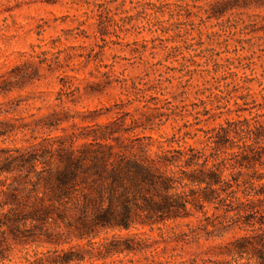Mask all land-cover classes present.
<instances>
[{"label":"rangeland","instance_id":"rangeland-1","mask_svg":"<svg viewBox=\"0 0 264 264\" xmlns=\"http://www.w3.org/2000/svg\"><path fill=\"white\" fill-rule=\"evenodd\" d=\"M94 1L0 0V121L8 122L0 125L4 135L0 137V184L28 183L29 189L35 186L38 197L49 204L65 159L84 167L75 178L71 198L52 214L45 234L29 231L30 223L20 241L6 233L1 248L7 260L0 264H27L36 254L88 245L87 240H79L87 199L107 208L116 195L109 188L110 179L100 181L95 176V166L103 158L111 170L123 159L164 153L175 157L178 152L195 150L200 164L209 159L211 167L215 159L217 169H224L243 159L242 144L235 139L218 149L209 139L211 130L226 121L244 119L251 120L261 133L249 151L255 158L243 174H235L233 179L230 171L225 173L229 189L211 196L214 204L203 211L190 206L194 215L190 219L123 232L122 236L146 234L143 252L106 264H150L153 254L172 264H264V0L229 3L217 10L219 19L202 21L201 14L197 18L187 15L185 22L176 26L165 22L170 19L168 7L155 15L150 5L173 4L175 0H117L110 5L112 9L125 1L121 9L128 13L119 12L115 19L127 20L120 23L125 26L122 29L109 30L112 34L106 38L107 45L99 35L95 37L98 18ZM218 1L198 0V4ZM158 19L166 23L163 28H168L167 33L161 32ZM58 50L63 52L61 64L52 69L35 58ZM190 56L193 60L185 63L184 57ZM27 62L34 63L37 71L26 69L21 79L17 68ZM104 65H114L115 75L128 80L129 88L114 78L102 77L98 71H109L100 68ZM133 82L147 90L146 100L135 95ZM204 88L217 94L216 89L224 91L223 104L228 108L205 117L202 101H207L210 93ZM240 96L246 100H238ZM221 112V118H211ZM251 135L243 136L249 141ZM230 147L235 158L226 156L233 153L226 150ZM16 149H26L25 154L36 159L37 173L25 165L8 164L10 155L17 156ZM200 188L191 187L195 190L191 193L186 189L187 198L193 201ZM117 190L124 193L122 186ZM85 212L93 218L91 206ZM113 234L119 233L100 232L96 241Z\"/></svg>","mask_w":264,"mask_h":264},{"label":"trees","instance_id":"trees-1","mask_svg":"<svg viewBox=\"0 0 264 264\" xmlns=\"http://www.w3.org/2000/svg\"><path fill=\"white\" fill-rule=\"evenodd\" d=\"M238 1L244 2L247 0H233L228 2L220 0L207 6H199L198 0H175L173 4L150 5L153 7L152 10L155 15L163 12L164 8L168 7L170 10L168 13L170 19L165 22L167 24L173 22L171 25L176 26L184 23L187 15L197 18L201 14L202 21L211 18L219 19L217 10L223 9L229 3ZM115 2L118 1L95 0L93 4L97 12L95 17L97 16L98 18V29L95 32V37L98 38L99 35L105 45H107L106 38L112 34L109 30L111 28L115 31L116 28L122 29L125 26H121L120 23H126L127 20V18H121L120 22L116 21L115 17H119L121 14H127L128 11L121 9L125 7V1H123L120 7L118 6L113 10L110 5ZM92 13L96 14L94 10ZM83 16L89 18L87 12H84ZM165 22L159 19L157 20V24L161 27V32L163 33H167L168 31V28H163L166 24ZM84 24L85 22H81V25ZM117 38L120 39L118 35ZM201 44L203 45V43ZM104 48L102 47L101 49ZM170 50L175 51L174 48ZM62 54L63 52L60 50L55 53L47 51L37 55L35 58L39 59L40 65H47L49 69H52L53 66L61 64ZM31 58L35 59L34 57ZM193 58L194 56H190V59L184 57V61L187 63L192 61ZM33 65L34 63L27 62L22 67L17 68L18 72H22L20 75L21 79H24L26 76L23 73L24 70L33 68L34 72L37 71V68H34L35 66ZM100 68L109 70L103 73L98 71L102 77H105L109 81L114 78L124 88H129L128 80L121 79L115 75L113 70L114 65H104V67ZM190 73L192 77L196 72ZM216 74L217 72H214L215 76ZM213 79L217 80V78ZM190 80L188 81L189 83ZM132 89L136 92V96L146 100V89L138 88L135 82L132 84ZM203 90L210 93L206 97L207 101H202L205 106V117L211 116L212 111H221L228 108L227 105L223 104L225 100L223 95L226 94L224 91L216 89L217 92H220V94H217L210 88H204ZM238 100L245 101L246 98L240 96ZM238 100H235V106L239 108L240 104ZM165 101L167 102L168 100ZM168 103L170 104V102ZM208 105L212 109H208ZM145 107H148V104ZM222 114L221 112L219 115L211 118L215 121L221 118ZM250 121L248 119L234 122L226 121L225 125L220 124L211 130L213 136L209 139L218 149L223 148L228 143L233 144L235 139H238L242 144L239 150L242 151L241 155H243V159L240 162H234L225 166L224 169H217V161L215 159H213L211 167H209V159L204 161V165L200 164L201 157L195 153V150L178 152L175 157H168V154L164 153L143 157L142 159L128 161L123 159L119 160L115 165H112L113 168L111 170H109L110 163L105 158L100 162L98 161V165L95 166L98 168H95L94 171L96 172V178L100 181L107 178L110 179L111 184L109 188L116 195L109 200L107 208H104V205H99L96 200L87 199V205L82 209V229L79 231L81 234L79 240H87L88 245L86 247H73L68 251H56L54 254L51 252L47 254H36L33 260H26L27 264H106L108 260L114 258H120L122 256L128 258L132 254L137 255L142 253L143 245L147 243L145 239L146 234L122 236V233H129L133 229L138 230V226L153 229V227L165 226L170 222L174 223L190 219L194 216L191 214L190 206L201 208L200 210L203 211L206 205L214 204L211 196H217L224 189H229L230 181L225 179V173L230 171L232 178L235 174H243V170L247 169V165L255 158L249 151L254 148L255 142L259 140L261 131L257 130L255 126H252ZM0 125H8V122L0 121ZM244 134H249V136L252 134L248 138L249 141L243 136ZM2 136L4 135L0 133V137ZM226 150L233 152L227 154V157H236V153L232 147ZM14 152L17 156L10 155L8 164L16 166L25 165L32 172L37 173V161L25 154L27 153L26 149H16ZM226 161L230 160L226 159ZM65 162H67L65 168L58 171L57 191H51V196L49 195L48 199L49 204L46 203L44 198L38 197V190L35 186L29 189L28 183L18 184L16 181H13L6 185L0 184V262L7 260L3 257L5 250L1 248L6 233H9L14 241H20L26 237V228L30 223L32 228L29 231L45 234L47 231L46 228L49 225L48 222L53 220V217H51L52 214L59 212L60 209L58 207L64 206L67 200L71 198L75 188V178L79 170H84V167L69 157L65 159ZM198 168H202L203 170L199 171ZM5 172L10 173L8 170ZM44 182L48 189L50 187L48 178ZM120 186L124 188L123 194L118 193L117 189ZM194 186L201 187L200 192H198L200 195L193 199V201H190L187 198L188 192L186 189H189V193L195 192L194 189H191ZM236 200L240 201L239 198H236ZM89 206L92 207L94 213L91 219L88 217L87 212H85ZM202 214L206 216L205 212ZM94 231L95 233H93ZM97 231L105 233L118 232L119 234H113L110 238L96 241L100 236V232L96 233ZM159 231L162 232V228H159ZM35 233L32 235H36ZM157 257V255H151L150 264H172L163 263ZM130 263L133 262L130 261Z\"/></svg>","mask_w":264,"mask_h":264}]
</instances>
